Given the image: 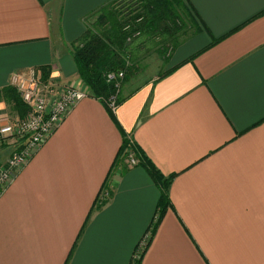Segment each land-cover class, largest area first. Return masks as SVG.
Wrapping results in <instances>:
<instances>
[{
    "label": "crops",
    "instance_id": "0c3cea01",
    "mask_svg": "<svg viewBox=\"0 0 264 264\" xmlns=\"http://www.w3.org/2000/svg\"><path fill=\"white\" fill-rule=\"evenodd\" d=\"M113 1L0 0V126L31 72L89 92L74 50ZM183 2L192 33L163 73L120 86L116 124L80 101L0 195V264H137L151 230L140 264H264V0ZM124 138L165 192L118 161Z\"/></svg>",
    "mask_w": 264,
    "mask_h": 264
},
{
    "label": "trees",
    "instance_id": "16d2710c",
    "mask_svg": "<svg viewBox=\"0 0 264 264\" xmlns=\"http://www.w3.org/2000/svg\"><path fill=\"white\" fill-rule=\"evenodd\" d=\"M125 1L127 0H115L91 16L90 19L92 20L96 18L95 21L91 22L90 28L92 29L87 30L80 42V47L74 50V61L81 82L92 94L91 97L98 99L107 107L115 124V115L108 108V102L114 95H116L117 105H120L122 99L117 94L119 88L114 83L107 82L105 75L126 70L127 74L124 81L131 76L134 69L133 60L136 58L133 57V49L131 50L133 43L132 41L128 42L127 39L135 32H139L140 36L147 38L160 36L162 39L158 50H161V53L167 58V55L179 45V34L188 33L187 22L185 23L181 19L183 13L185 16L189 14L183 0H130L133 2L131 5L121 6V3ZM128 24L130 28L125 31L124 27ZM129 60L131 67L127 69L126 65ZM43 72L45 74L43 78L46 79L47 71L44 70ZM11 92L14 95L15 113L19 119H23L28 108L21 102L14 89H11ZM128 147L138 161L137 166L149 170L152 178L161 185L165 192L170 178L161 180V176L149 165L138 148L134 144H130L127 138L123 140L118 161L120 159L126 160L125 151ZM166 205L167 197L162 194L158 208V220L162 217ZM156 225L153 227L154 230ZM152 234L153 230L149 235ZM142 254L143 251L137 264H140Z\"/></svg>",
    "mask_w": 264,
    "mask_h": 264
},
{
    "label": "built area",
    "instance_id": "2783aa9c",
    "mask_svg": "<svg viewBox=\"0 0 264 264\" xmlns=\"http://www.w3.org/2000/svg\"><path fill=\"white\" fill-rule=\"evenodd\" d=\"M129 28L128 24L124 30ZM138 35L139 32H135L127 41L131 42ZM105 77L107 82L114 83L119 88L124 72L107 73ZM13 85L20 100L28 108V112L23 119L16 118L0 126V146L6 145L12 148L5 163L0 165V195L55 132L75 105L88 97V94L81 89L59 86L51 81L43 82L35 72H31L23 80H14ZM108 108L115 113L116 95L110 98ZM129 142L132 145L130 140ZM125 153L128 166L131 168L137 166L138 161L130 147L126 148ZM105 196L107 194H103L102 200ZM145 244L146 242L139 244L137 257L141 255V247Z\"/></svg>",
    "mask_w": 264,
    "mask_h": 264
},
{
    "label": "rangeland",
    "instance_id": "374dc122",
    "mask_svg": "<svg viewBox=\"0 0 264 264\" xmlns=\"http://www.w3.org/2000/svg\"><path fill=\"white\" fill-rule=\"evenodd\" d=\"M132 3H133L132 1L127 0L125 2H122L121 6L131 5ZM181 19L185 23L187 22L186 24H189L187 17L184 15V13H183V15H181ZM95 20H96V18L91 20V22H93ZM89 28H88V30L92 29V28H90V29ZM190 32H191V30H189L188 33H184V34L180 33L181 35L179 34V36H180L179 41H181V39L185 38L186 36H188L189 34L192 33V32L191 33ZM161 39L162 38L160 36L147 38L146 36L138 35L132 40L133 44L131 45V50L133 49L132 54H133V57L136 58L135 60H133L134 69L132 71L131 76L125 81H124V77L127 74V72H125L126 70L125 71L123 70L124 71V77H123L122 81L120 82V85L122 87L126 86L128 89L137 87L140 84H142L145 80H150L152 78H155L164 72V70L167 68V64H166L167 58H165L163 53H161V50L160 51L158 50ZM78 47H80V45ZM130 67H131V62L129 60V61H127L126 68L128 69ZM86 93L88 94V97L92 96V94H90L89 92L86 91ZM88 97H86V98H88ZM127 164H128V162H127ZM148 238H149V235L147 237L145 236L144 240L142 239L140 241V243L141 244L143 242L147 243ZM145 248H146V244L144 247H141L142 251Z\"/></svg>",
    "mask_w": 264,
    "mask_h": 264
}]
</instances>
